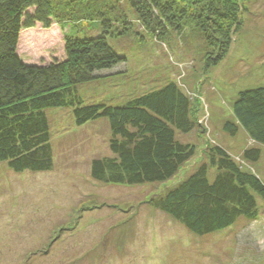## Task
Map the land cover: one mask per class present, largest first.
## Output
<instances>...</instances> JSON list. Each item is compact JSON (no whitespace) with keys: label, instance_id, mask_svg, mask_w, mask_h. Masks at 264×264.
<instances>
[{"label":"trees","instance_id":"obj_1","mask_svg":"<svg viewBox=\"0 0 264 264\" xmlns=\"http://www.w3.org/2000/svg\"><path fill=\"white\" fill-rule=\"evenodd\" d=\"M247 2L0 0V163L15 173L51 171L54 161L47 111L70 108L77 126L105 119L110 129L111 155L92 159V179L128 186L173 179L195 156V144L179 138L189 134L198 121L188 93L171 81L116 106L86 104L76 87L126 60L109 39L133 31L128 9L145 31L160 40L172 34L189 45L196 40L199 62L209 70L229 53L233 37L243 26ZM64 22H98L99 27L94 35H66L62 60L36 64L20 58L22 30ZM232 115L235 121H226L224 132L235 136L242 128L264 146V86L240 90L232 103ZM242 156L256 164L261 150L245 149ZM203 159L186 178L154 196L151 205L198 237L239 230L237 237L251 241L249 248L254 251L250 253L259 262L264 245L259 247V237L252 236L259 230L240 220L258 219L259 202L264 204L263 179L244 169L220 145L209 147Z\"/></svg>","mask_w":264,"mask_h":264},{"label":"rangeland","instance_id":"obj_2","mask_svg":"<svg viewBox=\"0 0 264 264\" xmlns=\"http://www.w3.org/2000/svg\"><path fill=\"white\" fill-rule=\"evenodd\" d=\"M127 15L133 31L109 39L126 60L78 85V95L86 104L117 106L175 82L191 96L198 116L195 128L179 136L195 144V156L164 183H100L91 178L90 164L111 155L107 121L77 126L72 109H49L52 170L15 173L0 163V264H233L238 248L231 240L239 230L198 237L151 200L186 178L213 145L264 181V146L242 128L235 136L223 130L226 121H235L237 93L264 86V0H248L229 53L209 70L199 62L196 40L189 45L176 34L160 40L135 21L130 9ZM98 27V22L37 24L22 30L17 52L26 63L62 60L66 35H94ZM252 147L261 150L256 164L242 156ZM259 207L257 220L240 223L259 230L252 236L259 237L261 245L256 244L262 248L264 204Z\"/></svg>","mask_w":264,"mask_h":264},{"label":"crops","instance_id":"obj_3","mask_svg":"<svg viewBox=\"0 0 264 264\" xmlns=\"http://www.w3.org/2000/svg\"><path fill=\"white\" fill-rule=\"evenodd\" d=\"M242 238H235L234 240H231L232 243H235L234 245L238 248L236 258L233 261V264H264V255L260 259L259 262L253 259L252 255L253 253H250L251 251H254L253 249L249 248V244L251 243L250 240H241ZM240 240L241 242H239ZM264 240L261 239L260 242H263ZM257 242V240H256ZM250 249V250H249ZM232 264V263H231Z\"/></svg>","mask_w":264,"mask_h":264},{"label":"bare ground","instance_id":"obj_4","mask_svg":"<svg viewBox=\"0 0 264 264\" xmlns=\"http://www.w3.org/2000/svg\"><path fill=\"white\" fill-rule=\"evenodd\" d=\"M257 162V161H256Z\"/></svg>","mask_w":264,"mask_h":264}]
</instances>
